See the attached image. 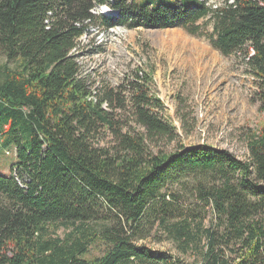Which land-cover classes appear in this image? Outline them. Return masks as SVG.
I'll return each mask as SVG.
<instances>
[{"label": "trees", "instance_id": "trees-1", "mask_svg": "<svg viewBox=\"0 0 264 264\" xmlns=\"http://www.w3.org/2000/svg\"><path fill=\"white\" fill-rule=\"evenodd\" d=\"M104 6L118 17L93 14ZM215 7L209 0H0V58L18 63L0 67V138L15 144L18 158L11 177L0 175V264H182L139 245L155 228L198 255L197 264H264V221L251 220L264 210V125L248 137L249 161L207 145L187 148L162 115L155 69L137 67L118 87L95 93L74 56L100 19L106 29L180 28L225 57L243 56L264 113V0ZM210 19L212 33L200 24ZM160 142L173 148L156 150ZM176 185L214 208L221 235L204 230L200 216L180 219V196L170 192ZM91 223L105 226L103 256L89 257L100 238ZM53 227L71 231L61 239ZM232 242L239 250L229 262L218 248Z\"/></svg>", "mask_w": 264, "mask_h": 264}, {"label": "rangeland", "instance_id": "rangeland-1", "mask_svg": "<svg viewBox=\"0 0 264 264\" xmlns=\"http://www.w3.org/2000/svg\"><path fill=\"white\" fill-rule=\"evenodd\" d=\"M107 1L109 5L113 3V0ZM227 1L209 0V4L215 7ZM113 11L108 6L98 7L93 14L117 18L118 12ZM200 24L205 31L213 32L211 19ZM74 56L80 67V78L95 93L105 86L118 87L137 67L155 69L154 89L165 104L162 115L177 128L182 145L187 148L207 145L249 161L248 137L264 125V113L260 112L257 102L258 82L250 74L243 56L225 57L206 38L192 36L180 28L160 30L121 26L106 29L101 19L88 29ZM17 66L16 62L0 58V67L15 70ZM125 119L134 129L142 131L130 116L125 115ZM7 139V136L0 138V175L11 177V168L18 158L15 144ZM166 148L172 149L173 145L168 147L160 142L156 150ZM14 176L18 178L16 171ZM170 192L180 196L176 204L184 213L179 215L181 220L200 216L198 220L204 230L223 233L214 208L199 202L189 187L176 185ZM251 220L264 221V210ZM89 226L100 235L89 246V257L103 256L108 251L103 240L105 226L94 223ZM52 230H55L54 237L61 239L71 231L55 227ZM204 243L207 240L204 239ZM139 245L173 255L182 264H197L199 258L195 253L184 254L164 229L155 228ZM222 248L229 262L237 258L238 243L232 242L218 249ZM198 264H203V260L200 259Z\"/></svg>", "mask_w": 264, "mask_h": 264}]
</instances>
